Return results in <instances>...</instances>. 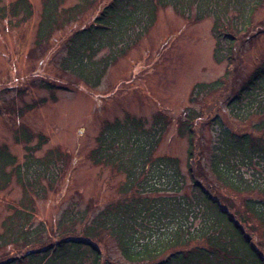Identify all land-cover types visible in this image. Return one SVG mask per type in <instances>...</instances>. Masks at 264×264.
Instances as JSON below:
<instances>
[{
	"label": "trees",
	"instance_id": "obj_1",
	"mask_svg": "<svg viewBox=\"0 0 264 264\" xmlns=\"http://www.w3.org/2000/svg\"><path fill=\"white\" fill-rule=\"evenodd\" d=\"M64 2L43 0L38 44L74 21L93 0ZM246 2L108 0L89 23L66 37L59 68L77 83L99 86L108 68L152 26L157 8L166 6L197 19L212 16L214 33L222 30L226 41L214 57L221 61L224 49L232 60L236 35L251 25L254 2L250 7ZM31 15L28 0L0 3V22L17 25ZM228 79L227 71L195 83L190 99L221 90ZM225 105L230 117L250 122L251 131L234 132L216 116L212 120L218 128L208 151L203 143L195 151L192 139L200 114L186 107L177 121L178 133L189 142L185 170L178 157L157 152L168 125L164 115H153L150 125L134 115L104 121L88 158L123 175L118 186L123 197L95 211L90 205H68L54 229L36 219L32 204L19 202L0 223V264H264V54ZM20 135L31 138L28 131ZM44 142L39 134L32 149ZM31 152L18 162L0 144V190L12 179L28 190L39 178L56 173L62 154L48 150L40 158ZM227 194L240 197V205L234 207ZM106 241L118 256L106 249Z\"/></svg>",
	"mask_w": 264,
	"mask_h": 264
},
{
	"label": "rangeland",
	"instance_id": "obj_2",
	"mask_svg": "<svg viewBox=\"0 0 264 264\" xmlns=\"http://www.w3.org/2000/svg\"><path fill=\"white\" fill-rule=\"evenodd\" d=\"M28 1L32 5L29 19L17 25L0 22V144L18 162L27 151L43 158L48 150L62 154V160L56 173L39 178L32 184L34 188L24 190L12 179L0 190V223L19 202L32 204L36 219L54 229L68 205H90L95 211L122 198L118 186L123 175L88 158L106 120L134 115L150 125L153 115H164L168 125L157 152L178 157L183 170L189 142L186 135L178 133L177 121L186 107L200 114L192 139L195 151L199 143L208 151L218 128L212 120L216 116L234 132L251 131L250 122L229 116L225 103L264 54V0H245L249 7L254 2L251 25L236 35L232 60L223 49L221 61L214 53L218 45H225V32L214 33L212 16L197 19L194 13L180 14L171 6L158 7L152 26L108 68L95 88L75 82L58 63L65 53L66 37L89 23L108 0H93L74 21L39 44L36 32L43 0ZM76 2L65 0L64 6ZM227 71L229 79L221 90L190 99L195 83L214 80ZM43 82L52 87H44ZM22 130L31 138L22 137ZM39 134L46 142L34 150ZM38 186L43 190L35 191ZM225 197L234 207L240 205V197ZM105 245L118 256L111 241Z\"/></svg>",
	"mask_w": 264,
	"mask_h": 264
}]
</instances>
